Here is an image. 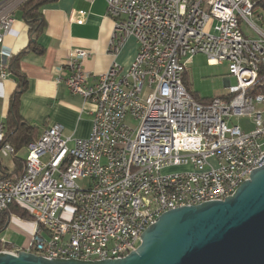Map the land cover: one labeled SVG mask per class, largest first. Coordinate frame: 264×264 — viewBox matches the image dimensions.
I'll return each mask as SVG.
<instances>
[{
  "label": "built area",
  "instance_id": "built-area-1",
  "mask_svg": "<svg viewBox=\"0 0 264 264\" xmlns=\"http://www.w3.org/2000/svg\"><path fill=\"white\" fill-rule=\"evenodd\" d=\"M27 1L0 0V81L12 57L6 36ZM105 1L114 22L109 54L129 39L138 53L128 69L113 63L94 82L83 69L85 50H73L58 69L57 82L93 107L91 133L65 138L54 125L27 146L21 177L0 180V215L16 206L34 226L27 247L1 252L121 259L164 213L223 201L264 166V95L249 93L264 79V0ZM198 55L210 66L227 64L224 95L199 102L186 88L187 65ZM3 141L0 122V156L14 155Z\"/></svg>",
  "mask_w": 264,
  "mask_h": 264
},
{
  "label": "crops",
  "instance_id": "crops-1",
  "mask_svg": "<svg viewBox=\"0 0 264 264\" xmlns=\"http://www.w3.org/2000/svg\"><path fill=\"white\" fill-rule=\"evenodd\" d=\"M107 10L105 0H57L45 6L42 11L46 26L36 39V44L44 49L41 55L29 50L33 36L29 33L21 11L16 12L14 27L5 39V45L12 53L7 63L9 77L0 81V122L3 125L18 90L19 80L10 68L15 58L29 50L15 66L27 81V88L19 99V109L24 120L37 127L39 135L54 125H60L65 138L89 137L93 107L80 96L73 95L63 83L57 82L58 69L66 66L70 53L75 49L90 53V57L83 62V69L90 74L91 82L105 74L113 63L124 69L129 68L138 53V44L134 39H129L117 56L109 54L114 22L108 17ZM185 81L188 85L187 73ZM228 84L226 77L224 88ZM193 95L203 100L198 94ZM246 125L250 127L248 130L252 128L250 121ZM26 157L27 147L10 157L0 156V179L21 177ZM17 159L23 160L22 165ZM33 230L31 220L23 221L12 214L1 240L13 248H24L29 245ZM16 232L25 234L27 241H14Z\"/></svg>",
  "mask_w": 264,
  "mask_h": 264
},
{
  "label": "water",
  "instance_id": "water-1",
  "mask_svg": "<svg viewBox=\"0 0 264 264\" xmlns=\"http://www.w3.org/2000/svg\"><path fill=\"white\" fill-rule=\"evenodd\" d=\"M0 264H264V166L223 201L168 211L121 259H46L0 252Z\"/></svg>",
  "mask_w": 264,
  "mask_h": 264
},
{
  "label": "trees",
  "instance_id": "trees-1",
  "mask_svg": "<svg viewBox=\"0 0 264 264\" xmlns=\"http://www.w3.org/2000/svg\"><path fill=\"white\" fill-rule=\"evenodd\" d=\"M56 1L57 0H28L19 9L21 11L23 20L29 27L30 35L33 36L32 45L30 46L29 50L34 53L40 55L44 53V49L36 44V39L43 33L46 26L42 10L45 6ZM261 6L264 9V2L261 3ZM28 51L22 52L17 58H15L10 68V70H12V72H14V74L17 76L19 81L18 90L15 94L12 107L7 116L6 123L4 124V141L2 144H10L14 148L15 154L26 148L31 142L35 141L40 136L38 128L26 122L22 117L19 109V99L22 93L27 88V81L25 77L19 74V72L17 71V67L15 66L18 64L20 58ZM184 83L189 91L188 85L185 81V77ZM249 93L255 96L261 94L264 95V79L259 82L253 89H251ZM194 98L199 102H205L204 100H200L196 96H194ZM20 162L22 165L23 160H20ZM8 178L9 177L2 178L0 180H7ZM12 214H16L25 220L31 219V217L25 211L16 206H12L8 212L0 215V252L5 249L10 251L12 250L11 245L3 243L1 240V235L6 229L8 220L10 218V215Z\"/></svg>",
  "mask_w": 264,
  "mask_h": 264
},
{
  "label": "rangeland",
  "instance_id": "rangeland-1",
  "mask_svg": "<svg viewBox=\"0 0 264 264\" xmlns=\"http://www.w3.org/2000/svg\"><path fill=\"white\" fill-rule=\"evenodd\" d=\"M260 9H257L256 13ZM261 26V24H259ZM248 32L245 28V33ZM251 34V32L249 33ZM252 35V34H251ZM188 85L189 92L198 94L203 100H211L215 97L225 94L224 79L228 76V66L223 64L221 66H210L208 60L203 55H198L187 65ZM231 86L237 85V80L233 77L230 78ZM249 119H242L241 122L244 129L248 130L250 127L246 125ZM236 123V121L234 122ZM248 126V127H247ZM25 153H22V155ZM180 169H173L172 172H178ZM6 233V232H5ZM25 234L16 232L14 241L23 243L27 241ZM31 240V236L29 241ZM25 248V247H24Z\"/></svg>",
  "mask_w": 264,
  "mask_h": 264
},
{
  "label": "bare ground",
  "instance_id": "bare-ground-1",
  "mask_svg": "<svg viewBox=\"0 0 264 264\" xmlns=\"http://www.w3.org/2000/svg\"><path fill=\"white\" fill-rule=\"evenodd\" d=\"M149 96V89H141L140 90V98L141 100H148ZM183 208V207H178ZM115 239H123V230H116L115 232ZM49 259H57V256H49Z\"/></svg>",
  "mask_w": 264,
  "mask_h": 264
}]
</instances>
